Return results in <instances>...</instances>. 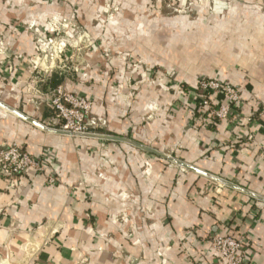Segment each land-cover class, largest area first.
Wrapping results in <instances>:
<instances>
[{"label":"crops","instance_id":"crops-1","mask_svg":"<svg viewBox=\"0 0 264 264\" xmlns=\"http://www.w3.org/2000/svg\"><path fill=\"white\" fill-rule=\"evenodd\" d=\"M102 1L0 0V145L44 157L56 178L48 184L28 169L9 187L0 176V264H222L207 242L214 234H245L244 264H264L259 0H229L221 15L199 9L200 28L156 13L151 4L161 0H119L116 21L103 27L95 22ZM57 18L82 26L94 44L39 70L31 32L48 33L45 22ZM207 18L215 34L247 42L197 43L191 37L205 34ZM229 19L234 26L223 27ZM208 49L222 55L207 58ZM200 75L239 90L229 120L200 112ZM58 86L92 100L96 135L53 130Z\"/></svg>","mask_w":264,"mask_h":264},{"label":"built area","instance_id":"built-area-1","mask_svg":"<svg viewBox=\"0 0 264 264\" xmlns=\"http://www.w3.org/2000/svg\"><path fill=\"white\" fill-rule=\"evenodd\" d=\"M37 65L38 62L34 61V66ZM196 91L199 92L197 105L201 108L200 112L215 121L229 120L232 105L240 100L236 86L215 79H202ZM217 97H220L219 101L215 99ZM49 104L55 117L61 121L57 130L67 134L96 135L88 130L90 126H97L99 123L96 117L91 115V99L58 86L51 91ZM170 158L167 156L169 161L174 162ZM28 169L37 174H45L46 183H56V178L46 172L44 157H31L17 143L0 145V176L7 181L9 187H16L20 176ZM207 240L210 249L217 254L222 264H244L247 257L245 234H214L209 235Z\"/></svg>","mask_w":264,"mask_h":264},{"label":"rangeland","instance_id":"rangeland-1","mask_svg":"<svg viewBox=\"0 0 264 264\" xmlns=\"http://www.w3.org/2000/svg\"><path fill=\"white\" fill-rule=\"evenodd\" d=\"M221 0H161L160 4L157 5V3H152V7L155 9L156 13L160 15H165L166 17H176L175 19H179L178 17H187L189 22V26L191 28H200L199 24H202L204 21L199 19V9H207V13L210 14L216 13L215 11H219V14L230 11V8L227 4L229 0H223V2H220ZM236 1V0H235ZM226 5V6H224ZM258 5L261 8V11H264V0H259ZM77 7L76 4H74L73 9ZM226 7V8H224ZM98 12L96 14V20L95 22L99 24L100 26H106L109 23H113L116 21L117 16L120 14L121 11V4L119 0H103L102 3L98 5ZM223 8V9H221ZM259 8V9H260ZM219 9V10H218ZM219 15V16H220ZM84 18V19H83ZM220 18V17H219ZM86 17H81L80 21L85 22ZM232 21L230 19L226 22L227 24L223 27H233ZM33 22L28 24V28L34 30ZM86 23V22H85ZM175 27L181 26V20H177L175 22ZM206 32L197 34H193L191 38L199 42L200 38H203L205 40L206 44L208 45V48H211L215 46V43L220 42H230L234 38L242 40L244 43H246V39H243L242 36H229L227 32L223 31L222 35L215 34L213 31H215V22L212 19H206ZM45 25L47 29L49 30L48 33H40L39 31H33L32 37L35 43V56L33 57V61L38 62V68L40 70V65L44 63V69L49 71V66L51 63H54V61L61 60L62 54L66 49H71L72 52L75 53V56H79L81 58L83 55V52L86 51L92 44H94V38L92 35L89 34L82 26L80 25H74V30L70 29L71 26V20L70 19H58L52 20L48 19L45 22ZM197 34V35H196ZM183 36H176L175 39L179 40L182 39ZM189 38V37H187ZM65 45L62 49V46ZM61 49V50H60ZM208 57H219L222 55L219 51L214 54L213 49H208L207 53ZM216 57V58H217ZM75 59V57H73ZM124 58V57H123ZM126 58V57H125ZM129 59V58H128ZM177 59L175 55V60ZM215 59V58H214ZM130 60V59H129ZM43 61V62H42ZM40 63V65H39ZM56 64V63H55ZM42 66V65H41ZM75 67V65H73ZM71 66V69L73 68ZM54 69V68H53ZM161 71L164 72V69H161ZM175 75V74H174ZM202 79H210L214 80L212 78H209L205 75H200L195 79V87L198 86L199 81ZM216 80V79H215ZM178 86H183L179 84ZM199 94V92L197 91Z\"/></svg>","mask_w":264,"mask_h":264},{"label":"water","instance_id":"water-1","mask_svg":"<svg viewBox=\"0 0 264 264\" xmlns=\"http://www.w3.org/2000/svg\"><path fill=\"white\" fill-rule=\"evenodd\" d=\"M32 122H34V121H32ZM50 130H51V129H50ZM53 130H56V131L61 132V133H64V132L59 131V130H57V129H53ZM73 135H79V134H73ZM111 138L122 139V138H120V137H111ZM123 140H126V139L123 138ZM165 158H167V156H165ZM170 159L173 160L175 163L177 162V163H179V164H182V163L178 162L177 160L173 159L172 157H171Z\"/></svg>","mask_w":264,"mask_h":264}]
</instances>
